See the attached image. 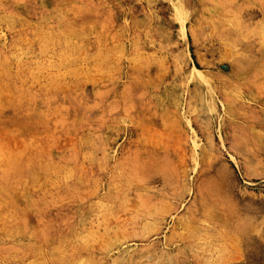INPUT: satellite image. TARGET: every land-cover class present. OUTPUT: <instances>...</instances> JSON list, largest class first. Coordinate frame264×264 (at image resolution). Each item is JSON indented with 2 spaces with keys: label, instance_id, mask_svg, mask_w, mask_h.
<instances>
[{
  "label": "rangeland",
  "instance_id": "374dc122",
  "mask_svg": "<svg viewBox=\"0 0 264 264\" xmlns=\"http://www.w3.org/2000/svg\"><path fill=\"white\" fill-rule=\"evenodd\" d=\"M263 42L264 0H0V264H264Z\"/></svg>",
  "mask_w": 264,
  "mask_h": 264
},
{
  "label": "bare ground",
  "instance_id": "6f19581e",
  "mask_svg": "<svg viewBox=\"0 0 264 264\" xmlns=\"http://www.w3.org/2000/svg\"><path fill=\"white\" fill-rule=\"evenodd\" d=\"M208 20H209V19H208ZM211 24H212L213 28L216 29V30H217L218 28L221 27V23H219L216 19H212V18H211ZM183 25H184V24H183ZM181 28H183V26H182ZM183 29H184V28H183ZM212 30H213V29H212ZM218 31H219V29H218ZM262 44H264V42H263ZM260 48H261V47H260ZM262 49H263V51H264V48H262ZM261 54H263V52H261ZM196 71H199V69H196ZM221 192H222V191H221ZM225 193H226V192H225ZM229 198H230V197H229ZM222 205H224V204H222ZM249 206H250V205H249ZM246 207H247V209H248V206H246ZM241 208H242V207H241ZM247 209H246V210H247ZM217 211H218V210H217ZM235 211H236V210H235ZM243 211H244V210H243ZM241 212H242V211H241ZM252 212H253V211H252ZM221 214H223V212H222ZM238 214H239V213H238ZM246 214H247V212H246ZM246 214H245V215H246ZM227 215H228V214H227ZM231 215H232V213H231ZM240 215H241V214H240ZM247 215H249V214H247ZM205 216H206V215H205ZM209 216H210V214H209ZM211 216H213V215H211ZM221 216H222V215H221ZM223 216H224V215H223ZM228 216H230V215H228ZM241 216H243V215H241ZM241 216H240V217H241ZM225 217H227V216H225ZM231 217H232V216H231ZM215 218H216V217H215ZM220 218H221V217H220ZM242 218H243V217H241L240 220H241ZM245 218H247V217H245ZM253 219H254V218H253ZM214 221H215V220H214ZM216 221H217V220H216ZM218 221H219V220H218ZM218 221H217V222H218ZM220 221H221V220H220ZM244 221H245V220H244ZM227 222H228V221H227ZM222 223H223V222H222ZM243 223H244V222H243ZM247 223H248V222H247ZM249 223H250V222H249ZM219 224H220V223H219ZM239 226H240V225H239ZM242 226H244V225L242 224ZM240 227H241V226H240ZM244 228H245V227H244ZM244 228H240L239 231L241 232L240 235H244V239H245V235H246V236L248 235V234H246V233H247L246 231H247L248 227H246V228H247L246 230H245ZM238 229H239V228H238ZM234 236H235V235H234ZM249 237H250V236H249ZM237 239H238V238H237ZM241 239H242V238H241ZM247 239H248V238H247ZM247 239H246V240H247ZM244 241H245V240H244ZM244 241H243V242H244ZM247 241H248V240H247ZM251 241H252V240H251ZM245 242H246V241H245ZM245 242H244V243H245ZM247 243H248V242H247ZM250 243H251V242H250ZM241 244H242V243H241ZM245 244H246V243H245ZM248 245H249V243H248ZM250 245H252V244H250ZM250 245H249V246H250ZM254 249H255V248H254ZM244 250H245V249H244ZM252 250H253V249H252ZM248 252H249V251H248ZM252 253H253V252H252Z\"/></svg>",
  "mask_w": 264,
  "mask_h": 264
}]
</instances>
